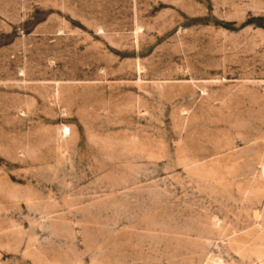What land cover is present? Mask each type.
Wrapping results in <instances>:
<instances>
[{
    "label": "rangeland",
    "instance_id": "rangeland-1",
    "mask_svg": "<svg viewBox=\"0 0 264 264\" xmlns=\"http://www.w3.org/2000/svg\"><path fill=\"white\" fill-rule=\"evenodd\" d=\"M0 264H264V0H0Z\"/></svg>",
    "mask_w": 264,
    "mask_h": 264
}]
</instances>
